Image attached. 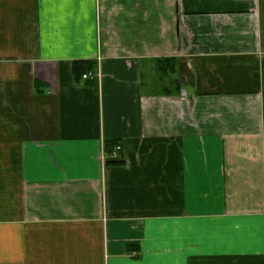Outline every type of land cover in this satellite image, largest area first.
I'll list each match as a JSON object with an SVG mask.
<instances>
[{
	"label": "crops",
	"instance_id": "1",
	"mask_svg": "<svg viewBox=\"0 0 264 264\" xmlns=\"http://www.w3.org/2000/svg\"><path fill=\"white\" fill-rule=\"evenodd\" d=\"M0 264H264V0H0Z\"/></svg>",
	"mask_w": 264,
	"mask_h": 264
},
{
	"label": "built area",
	"instance_id": "2",
	"mask_svg": "<svg viewBox=\"0 0 264 264\" xmlns=\"http://www.w3.org/2000/svg\"><path fill=\"white\" fill-rule=\"evenodd\" d=\"M85 77L87 76L86 74L84 75ZM122 146L121 145H117L116 146V150L113 151V156L116 155V157L118 156V154L120 153Z\"/></svg>",
	"mask_w": 264,
	"mask_h": 264
},
{
	"label": "trees",
	"instance_id": "3",
	"mask_svg": "<svg viewBox=\"0 0 264 264\" xmlns=\"http://www.w3.org/2000/svg\"><path fill=\"white\" fill-rule=\"evenodd\" d=\"M82 67H84V66L80 65L79 67H76L75 70L77 71V70H79V68H82ZM80 72L82 73L83 70H81ZM81 73H80V74H81ZM76 74H77V73H76Z\"/></svg>",
	"mask_w": 264,
	"mask_h": 264
}]
</instances>
